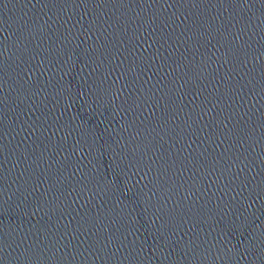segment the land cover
Segmentation results:
<instances>
[{"label": "water", "instance_id": "95a60500", "mask_svg": "<svg viewBox=\"0 0 264 264\" xmlns=\"http://www.w3.org/2000/svg\"><path fill=\"white\" fill-rule=\"evenodd\" d=\"M0 264H264V0H0Z\"/></svg>", "mask_w": 264, "mask_h": 264}]
</instances>
